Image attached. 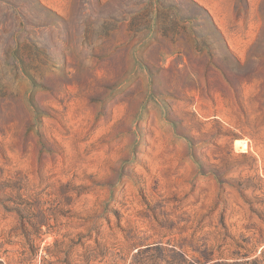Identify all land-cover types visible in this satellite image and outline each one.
<instances>
[{
    "label": "rangeland",
    "instance_id": "obj_1",
    "mask_svg": "<svg viewBox=\"0 0 264 264\" xmlns=\"http://www.w3.org/2000/svg\"><path fill=\"white\" fill-rule=\"evenodd\" d=\"M0 264H264V0H0Z\"/></svg>",
    "mask_w": 264,
    "mask_h": 264
}]
</instances>
